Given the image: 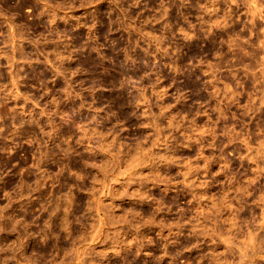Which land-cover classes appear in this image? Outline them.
Masks as SVG:
<instances>
[{
	"label": "rangeland",
	"instance_id": "obj_1",
	"mask_svg": "<svg viewBox=\"0 0 264 264\" xmlns=\"http://www.w3.org/2000/svg\"><path fill=\"white\" fill-rule=\"evenodd\" d=\"M0 264H264V0H0Z\"/></svg>",
	"mask_w": 264,
	"mask_h": 264
}]
</instances>
